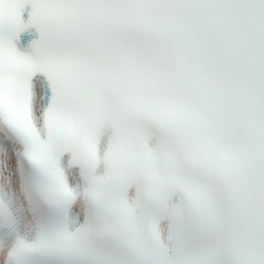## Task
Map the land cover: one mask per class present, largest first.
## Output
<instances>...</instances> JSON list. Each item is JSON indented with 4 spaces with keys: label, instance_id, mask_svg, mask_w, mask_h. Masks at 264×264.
I'll return each instance as SVG.
<instances>
[{
    "label": "snow or ice",
    "instance_id": "obj_1",
    "mask_svg": "<svg viewBox=\"0 0 264 264\" xmlns=\"http://www.w3.org/2000/svg\"><path fill=\"white\" fill-rule=\"evenodd\" d=\"M0 264H264V0H0Z\"/></svg>",
    "mask_w": 264,
    "mask_h": 264
}]
</instances>
